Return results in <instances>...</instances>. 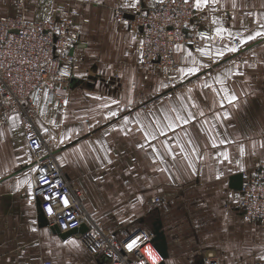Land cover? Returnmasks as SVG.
Instances as JSON below:
<instances>
[{
	"label": "crops",
	"instance_id": "0c3cea01",
	"mask_svg": "<svg viewBox=\"0 0 264 264\" xmlns=\"http://www.w3.org/2000/svg\"><path fill=\"white\" fill-rule=\"evenodd\" d=\"M148 1L25 0L29 20L80 9L79 20L89 22L74 54L80 68L89 52L98 62L88 72L61 70L66 76L56 92L66 109L48 103L37 128L67 178L85 192L91 218L116 213L120 208L110 206L130 190L164 197L167 203L155 206L148 196L150 208L134 213L140 223L160 218L165 264H207L210 253L220 264L261 258L264 229H232L241 214L224 205L234 178L264 156V0H195L208 10L203 20L216 37L201 41L198 51L175 45V85L157 74L144 78L134 32L109 31L114 7L130 11ZM17 2L0 0V15L15 14ZM96 25L109 29L91 32ZM23 132L19 114L0 121V264H110L78 236L62 240L39 225Z\"/></svg>",
	"mask_w": 264,
	"mask_h": 264
},
{
	"label": "built area",
	"instance_id": "2783aa9c",
	"mask_svg": "<svg viewBox=\"0 0 264 264\" xmlns=\"http://www.w3.org/2000/svg\"><path fill=\"white\" fill-rule=\"evenodd\" d=\"M16 8L20 14L0 16V121L12 114L21 116L25 146L34 163L30 201L39 200L49 224L58 225L62 231L86 223L88 232L78 238L86 249L110 264H141L142 259L145 264H153L143 246L132 250L126 247L137 235L148 236L147 244L157 258L156 264H161L164 258L154 244L150 229L108 233L96 225L85 209V192L67 178L54 150L37 128V120L44 115L48 103L66 109L56 88L66 76L61 70L67 74L80 70V63L72 52L78 46L79 24L70 20L69 13L60 22L28 20L25 0H18ZM205 13L196 7L195 0H160L154 6L142 7L134 18L123 20L135 33L145 79L154 72H160L166 79H177L175 45L183 42L198 51L201 41L215 39L214 32L201 25ZM185 33L190 37L185 39ZM236 193L241 217L264 229V159L258 160L251 170L242 172L241 189ZM64 198L69 201L67 206L63 204ZM164 201L163 196L151 199L155 206ZM49 206L52 213L48 212ZM205 263L220 264L212 253L205 256ZM236 264H264V256Z\"/></svg>",
	"mask_w": 264,
	"mask_h": 264
},
{
	"label": "rangeland",
	"instance_id": "374dc122",
	"mask_svg": "<svg viewBox=\"0 0 264 264\" xmlns=\"http://www.w3.org/2000/svg\"><path fill=\"white\" fill-rule=\"evenodd\" d=\"M159 1L160 0H150V1L147 2V5L142 2L143 4L138 5L135 9H130V11L127 10L128 8H122L123 6L120 3L121 5L119 7L116 6V7H114L112 9L114 15L111 17V19L112 20L114 19V21H113V24L110 26L111 28H110L109 31L113 32V30H116L118 33H122V34L131 33L130 26L124 24L123 20L125 18H127V19L134 18V16L138 12H140V9L142 7H144V6L145 7H150L152 5L154 6ZM25 7L27 8V10H26V12H27L28 11V6H27L26 2H25ZM196 7H197V5H196ZM197 8H199V7H197ZM199 9L201 11H206V12L208 11V10H206L204 8H199ZM231 12L232 11H229L228 14H232ZM67 13H69L70 20H73L74 22H77L79 24L80 32H81V29H82V24L83 23L86 24L87 22H89V19H87L85 17L83 19L79 20V16L82 15V12L80 11V9H74V8L70 9L69 7L68 8H62V7L58 8L56 10V13H54L53 16H51L50 18L45 19V20H51V21H55V22H60L61 20H64V17L66 18L65 15ZM15 14H20V10L16 8V13ZM15 14H13V15H15ZM0 16H2V15H0ZM6 16H8V15H6ZM115 18L117 20H115ZM114 22H115V24H114ZM201 25L204 26V27H208L209 23H206V20H203V23ZM96 27H98V29H91V32H93V33L102 32V34L104 35L105 32L109 29V28L105 29V27L104 28L103 27L100 28L97 25H96ZM189 37H190V35L188 33L187 34L185 33V39L189 38ZM215 37H216V35H215ZM93 43L96 44L97 42L95 40H93ZM183 44H186V43H183ZM111 49H115V47L111 46ZM72 52L74 53V50H72ZM87 59H88V61L87 62L85 61L83 64H82V61H81V64H82L81 68H80L81 71L82 70L86 71V72H88L89 70L92 71V67L94 66V64L98 63L97 60H96L95 52H89V54L87 56ZM98 60L100 61L99 58H98ZM101 61H102V59H101ZM122 61H123V59H122ZM101 64H103L104 66L108 65V64L104 63L103 61H102ZM177 66H178V64H177ZM153 74H157L158 76L161 75L164 78V76L160 72H154ZM178 77H179V75H178ZM177 79H174V80H177ZM174 80H170L169 79V81L171 82L172 85H175L177 83L176 81L174 82ZM140 156L137 155L138 159H137L136 163H137V165L140 164L142 166L143 158H141ZM121 157H122V154H121ZM262 159H264V156L260 157L258 160H262ZM114 160H116V159H114ZM253 167H254V165H253ZM252 168L247 169V170H251ZM247 170H245V171H247ZM241 176H242V172H241ZM240 189L231 188L230 191H229L230 192L229 193V198L226 201V204L224 205L227 209L233 210V212H235V214H240V211L237 210V206H236L237 199H238L236 192H238ZM150 195L152 196L151 198L156 197L153 194H149V192L145 193L144 192V188H139L134 193H132V191L130 190L126 199H123L121 202H117L116 206H112L115 203L110 206L112 208L113 207H117L118 209L120 208L116 213L114 212L113 214H110L109 216H105L104 218L93 216L92 219H93V221L96 223V225L100 229L103 228L108 233H118V232H120L122 230H130L131 232H133V231H135V230H137L139 228H146V229H150L152 231V223L156 220V218L152 217L151 221L149 220L150 222L149 221H145L144 223H140V220L139 221L137 220L138 217L134 213V210H137L138 208H140L141 212H136V213L143 214V212H146L147 209L150 208L149 207V197H148ZM140 197H141V199H139ZM165 203H167V201H164L161 204V206H164ZM119 204H120V206H119ZM86 205H87V200L85 201V206ZM142 219H144V218H142ZM236 224L237 225L230 224L232 226V229L235 228V229L239 230V228L240 227L243 228L244 225L252 226V224H249V223L245 222V220L242 217H241L240 223L238 221ZM253 225H255V224H253ZM254 258H258V257H254Z\"/></svg>",
	"mask_w": 264,
	"mask_h": 264
},
{
	"label": "water",
	"instance_id": "95a60500",
	"mask_svg": "<svg viewBox=\"0 0 264 264\" xmlns=\"http://www.w3.org/2000/svg\"><path fill=\"white\" fill-rule=\"evenodd\" d=\"M235 183L232 185V188L234 189H240L241 188V182H242V176L239 174L234 178ZM38 203V210H39V225L41 227H49V229L53 232V234L59 236L62 240H67L73 236L78 235H84L86 232H88V226L86 223H83L80 227L68 230V231H62L58 225H50L49 221L47 220L46 216L44 215L40 201H37ZM152 233L154 235V244L156 248L159 250V252L162 254L164 260L168 257V248H167V241L165 238V234L162 230V223L160 218H157L152 223ZM161 264H165L163 261Z\"/></svg>",
	"mask_w": 264,
	"mask_h": 264
},
{
	"label": "snow or ice",
	"instance_id": "6c2138e0",
	"mask_svg": "<svg viewBox=\"0 0 264 264\" xmlns=\"http://www.w3.org/2000/svg\"><path fill=\"white\" fill-rule=\"evenodd\" d=\"M187 2V0H186ZM199 2V0H198ZM205 2H207V0H205ZM219 32V30H217ZM261 33H257V35H260ZM251 38V37H250ZM231 51H235L236 49H230ZM189 71H196L195 69H190ZM115 103V101H114ZM112 115H116V113H112ZM169 127H171V125H169ZM161 133H163V128L160 129ZM149 135H153V138L155 139V135L154 134H149ZM141 147H143V145H140ZM222 175V173H221ZM219 178V177H218ZM69 203V201L67 200V198H64L63 199V204L65 206H67ZM53 209L51 206H49L48 208V212L49 213H52ZM147 241H148V236L145 235L143 237H140L139 235L131 238L127 243H126V247L129 249V250H132L133 248H137L139 249L141 246L144 247L145 249V253L146 255L153 261V264H156V257L153 255V252H152V249L148 246L147 244ZM141 264H145V261L142 259L141 260Z\"/></svg>",
	"mask_w": 264,
	"mask_h": 264
}]
</instances>
